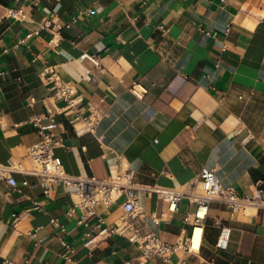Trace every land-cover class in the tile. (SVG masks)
Segmentation results:
<instances>
[{"label": "crops", "instance_id": "obj_1", "mask_svg": "<svg viewBox=\"0 0 264 264\" xmlns=\"http://www.w3.org/2000/svg\"><path fill=\"white\" fill-rule=\"evenodd\" d=\"M48 21L71 24L55 32L41 28ZM49 66L82 112L102 115L92 133L60 114L42 75ZM46 107L65 173L105 179L115 165L141 184L179 188L207 168L251 192L264 185V0H0L1 165L31 166L39 135L30 121ZM13 177L15 187L0 182V264H264V208L231 213L211 203L199 248L164 262L144 259L130 233L94 228L96 216L107 229L124 223L123 197L98 205L85 227L79 210L67 214L71 188ZM137 198L143 214L130 227L171 244L188 234L183 217L193 206L170 212L154 194Z\"/></svg>", "mask_w": 264, "mask_h": 264}, {"label": "built area", "instance_id": "obj_2", "mask_svg": "<svg viewBox=\"0 0 264 264\" xmlns=\"http://www.w3.org/2000/svg\"><path fill=\"white\" fill-rule=\"evenodd\" d=\"M8 16L13 19L23 17L21 10H9ZM71 23H51L46 22L41 28L52 26L55 32L62 28H68ZM165 32L163 27H159ZM45 81L49 83L51 98L62 101L63 105L59 108L70 125L75 128L80 125L84 131L92 133L98 124L101 116L99 113L81 111L73 98L74 91L72 86L65 82L53 69L45 67L42 73ZM138 84H133L131 92L136 96H142L145 92L136 91ZM37 129L39 140L28 149L27 158L31 166L26 167L20 163L10 165L0 164V182H4L10 187L16 186L13 174L20 173L36 176L43 185L62 184L72 189L71 197L72 208L68 215L77 209L80 212L78 224L85 227L88 221L96 215L98 205L108 206L123 197L121 208L124 213V223L117 224L115 227L107 229L103 227V220L96 216L94 228L99 230V234L104 233L106 237L118 233L125 235L130 233V239L137 243L142 251V257L148 259L151 256H158L164 262H169L170 258L182 251H194L191 247V236L195 227L201 228L207 215V210L211 203L223 204L231 213L244 211L248 207L264 208V185L258 184L251 192H238L233 187L222 185L217 179L214 170L202 168L198 179L179 188H169L159 185H144L136 181L134 173L129 169L118 170L115 165L110 166V173L105 179H98L93 176H79L65 173L61 160L54 155V149L62 145V139L54 133L55 114L46 107V114L41 117H34L31 121ZM261 154L264 155V135L261 137ZM22 185H27V181H22ZM45 187V191H46ZM150 193L156 195L167 206L168 211L175 212L179 205L184 201L187 205L193 206L192 211L184 213L183 222L189 226V232L175 243H167L156 237L152 232L141 233L137 228L130 227L125 221L129 218L143 214L138 204V193ZM55 224L56 220L52 219ZM85 245L90 250L95 243V236L90 232L84 234ZM65 252L70 246L62 242Z\"/></svg>", "mask_w": 264, "mask_h": 264}, {"label": "bare ground", "instance_id": "obj_3", "mask_svg": "<svg viewBox=\"0 0 264 264\" xmlns=\"http://www.w3.org/2000/svg\"><path fill=\"white\" fill-rule=\"evenodd\" d=\"M201 240V228L199 226L195 227L193 234L191 236V247L193 250H197L200 245Z\"/></svg>", "mask_w": 264, "mask_h": 264}]
</instances>
